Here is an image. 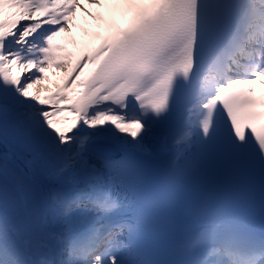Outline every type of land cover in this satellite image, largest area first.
Masks as SVG:
<instances>
[{
  "label": "snow or ice",
  "instance_id": "6c2138e0",
  "mask_svg": "<svg viewBox=\"0 0 264 264\" xmlns=\"http://www.w3.org/2000/svg\"><path fill=\"white\" fill-rule=\"evenodd\" d=\"M108 2L118 22L69 62L80 0H0V264H264V0ZM52 68L58 90L30 92ZM167 216L159 260L135 238Z\"/></svg>",
  "mask_w": 264,
  "mask_h": 264
},
{
  "label": "bare ground",
  "instance_id": "6f19581e",
  "mask_svg": "<svg viewBox=\"0 0 264 264\" xmlns=\"http://www.w3.org/2000/svg\"><path fill=\"white\" fill-rule=\"evenodd\" d=\"M80 4L81 7L76 8L75 12L72 14L71 19H72V24L70 26L71 30H75L77 31V27L80 25V23L82 21L85 20H92L93 22V26H92V30L93 33L88 35L86 38L88 40V43L85 46L80 47L79 49V55H81L84 52H90L92 50H94L100 43L101 41L109 34V30H110V25L114 22L117 21L118 22V18L113 16L112 13V9H113V5L110 3L108 4L106 0H102V3L100 5L103 6L102 10L104 13V16H101L96 14H93V10L92 7H90V9H86V5L88 4V0H80ZM99 5V6H100ZM98 6V5H97ZM78 55V56H79ZM37 88V85H35ZM30 92L36 93L33 91V88L29 90ZM257 92L258 94H264V85H258L257 86ZM46 96L45 94L42 95L41 97ZM61 118L63 117H67L69 121L73 120L74 114L71 112H63L60 115ZM63 127V125H61ZM3 153H4V149L2 146H0V164L3 163ZM24 172L23 169V165L20 161H16L14 164H12L10 166V179H9V183L11 186H14L13 182H12V177L13 176H17L20 175L21 173ZM23 182L24 185L27 189H36L41 183H42V178L38 177V176H34L32 173L27 172L26 174L23 175ZM27 195V193L25 194H21L20 196L23 200V205L26 204V199L25 196ZM2 192L0 191V211L3 210V203H2ZM10 214H12V212L9 211ZM44 226L47 228V230H49V232H56L58 233L60 231V228L58 225L56 224H45L43 223ZM34 231L37 233V224L36 222H34L33 225ZM57 245L55 243V241H50L49 242V248H44L41 249L42 254L44 255H49L50 258H55L51 256V250L56 249Z\"/></svg>",
  "mask_w": 264,
  "mask_h": 264
},
{
  "label": "rangeland",
  "instance_id": "374dc122",
  "mask_svg": "<svg viewBox=\"0 0 264 264\" xmlns=\"http://www.w3.org/2000/svg\"><path fill=\"white\" fill-rule=\"evenodd\" d=\"M108 4V0H106ZM86 9H90L92 7L93 14L100 15V12L103 8L102 5H95L89 3L85 6ZM93 22L92 20H85L80 23V25L77 27V31L71 30L70 32L62 34L61 38H58V40L63 43L65 52L70 54V61H74L78 55H79V49L82 46H85L88 43L87 36L93 33L92 30ZM13 74H20V70L14 69ZM65 74V69H56L52 68L49 69L46 76L47 79L41 81L39 85L36 86L34 85L33 91L36 93H39L41 96L42 95H49L55 91L58 90L60 83L62 82V79ZM63 113V112H62ZM61 113V114H62ZM60 114V115H61Z\"/></svg>",
  "mask_w": 264,
  "mask_h": 264
},
{
  "label": "water",
  "instance_id": "95a60500",
  "mask_svg": "<svg viewBox=\"0 0 264 264\" xmlns=\"http://www.w3.org/2000/svg\"><path fill=\"white\" fill-rule=\"evenodd\" d=\"M34 190V189H33Z\"/></svg>",
  "mask_w": 264,
  "mask_h": 264
}]
</instances>
